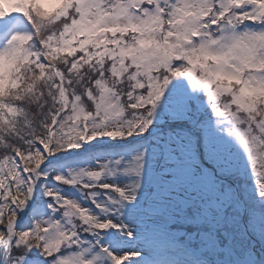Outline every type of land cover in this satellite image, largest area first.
<instances>
[{
    "label": "snow or ice",
    "instance_id": "6c2138e0",
    "mask_svg": "<svg viewBox=\"0 0 264 264\" xmlns=\"http://www.w3.org/2000/svg\"><path fill=\"white\" fill-rule=\"evenodd\" d=\"M0 264H264V0H0Z\"/></svg>",
    "mask_w": 264,
    "mask_h": 264
}]
</instances>
